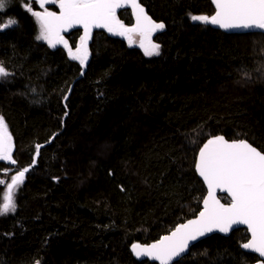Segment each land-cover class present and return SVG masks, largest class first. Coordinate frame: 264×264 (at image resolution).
<instances>
[{
	"label": "trees",
	"instance_id": "1",
	"mask_svg": "<svg viewBox=\"0 0 264 264\" xmlns=\"http://www.w3.org/2000/svg\"><path fill=\"white\" fill-rule=\"evenodd\" d=\"M25 2L6 0L0 11V23L18 22L0 29L9 73L0 77V117L16 161L0 160V204L12 176L29 169L15 211L0 215V264H156L134 259L130 246L201 210L202 144L223 135L264 153V34L193 21L213 15L210 0H140L165 25L153 35L159 55L97 30L80 77L67 49L37 39ZM118 19L133 24L128 10ZM80 37L67 35L72 51ZM248 239L245 229L213 235L173 264H254L241 249Z\"/></svg>",
	"mask_w": 264,
	"mask_h": 264
},
{
	"label": "snow or ice",
	"instance_id": "2",
	"mask_svg": "<svg viewBox=\"0 0 264 264\" xmlns=\"http://www.w3.org/2000/svg\"><path fill=\"white\" fill-rule=\"evenodd\" d=\"M38 3L43 12L33 9L32 4ZM58 4L59 14L49 11L46 4ZM215 14L193 15V21L218 25L229 29H261L264 30V0H212ZM130 4L136 16L134 28H126L117 19L116 11ZM6 7V0H0V11ZM26 11L34 16L40 25L37 39L45 40L49 47L63 43L73 59H79L83 65L87 59V40L93 27L106 28L117 35H128L138 32L141 37L140 47L145 55H159V45L148 39L152 33L164 29L163 23H155L147 16L137 0H26ZM15 19L9 18L0 23V29L16 25ZM82 25L84 36L76 53L68 47L67 41L61 36L62 31ZM147 40V46L145 45ZM9 73L0 65V77ZM41 146H37L39 150ZM0 160L16 161L12 157L11 136L3 118L0 117ZM35 163V160L33 161ZM28 168L18 171L7 183V190L0 204V215L14 212L16 203L14 193L23 183ZM196 170L208 188V195L203 200V209L194 220L179 225L170 235L163 236L156 243L147 247L133 245L137 256L146 255L170 264L176 257L185 253L190 242L196 241L214 229L227 233L233 225H246L251 239L242 245L264 257V153L258 151L246 140L229 142L223 136H214L200 148L196 161ZM5 181L0 180V184ZM227 192L231 197L230 204H222L216 192Z\"/></svg>",
	"mask_w": 264,
	"mask_h": 264
},
{
	"label": "water",
	"instance_id": "3",
	"mask_svg": "<svg viewBox=\"0 0 264 264\" xmlns=\"http://www.w3.org/2000/svg\"><path fill=\"white\" fill-rule=\"evenodd\" d=\"M210 2H211L212 6H213V9H214V13H213V15H214V14H215V11H216V9H215V5L212 3V0H210ZM137 3H138V4L144 9L145 14H146L147 16H149L148 13H147V11H146V9H145V8L142 6V4L140 3V0H137ZM37 4H38V3H37ZM52 5H56V4L49 3V4H46L45 7L47 8V7H50V6H52ZM38 6H39V4H38ZM39 7H40V6H39ZM57 7H58V4H57ZM40 8H41V7H40ZM123 10H128V11L130 12L131 17H132V20H133V24H132V25H125L124 23H122V21H120V22H121L126 28H134V26L136 25V16H135V14H134V12H133V9H132V7H131L130 4H125L124 7L117 9V11H116L117 19H118V13H119L120 11H123ZM58 11H59V7H58ZM57 14H59V13H57ZM149 17H150V16H149ZM150 18H151V17H150ZM151 19H152V18H151ZM118 20H119V19H118ZM152 21H154V20L152 19ZM154 22H155V21H154ZM155 23H156V22H155ZM207 24H208L211 28L216 29V30H220V31H222V32H224V33H226V34H246V33H262V34H264V30L256 29V28H253V29H247V30H245V29H229V30H225V29L220 28L218 25H213V24H210V23H207ZM74 30H80V31H81V37H83L84 34H85V33H84V28H83L82 25H74L73 27L67 29L66 31H62V32H61V36H62L63 39L65 40V36L68 35L70 32H72V31H74ZM97 30H103V31H105L107 34H109L110 36H117V37H119V38H123V39H126V38L128 37V35L122 36V35L114 34L113 32H109L106 28H97V27H93V28L91 29L90 35H89L88 40H87V59L84 61L83 65H82L81 62H80V64H81L80 77L83 76V74H84V72H85V70H86V67H87V65H88V63H89V57H90V54H89V46H90L91 41H92V39H93L94 33H95V31H97ZM157 31H160V30H157ZM157 31H156V32H157ZM156 32H154L153 34H155ZM133 33H138V32H133ZM133 33H131L130 35H132ZM81 37H80V40H79V43H78L77 48L81 46ZM59 47H63V48H65V47H64V44H63V45L59 44ZM77 48H76V49H77ZM65 49H66V48H65ZM75 53H76V50H75ZM78 60H79V59H78ZM79 61H80V60H79ZM217 136H223V135H217ZM213 137H214V136H213ZM223 137H224V136H223ZM210 138H212V137H210ZM210 138H208V139H210ZM224 138H225V137H224ZM208 139H207V140H208ZM207 140L202 144V146H201L200 148L203 147V145L207 142ZM225 140H227V139L225 138ZM227 141L232 142V141H238V140H227ZM247 142H248V141H247ZM248 143H249V142H248ZM251 145H252V144H251ZM252 146H253V145H252ZM253 147H254V146H253ZM255 148H256V147H255ZM256 149H257V148H256ZM257 150L260 151L259 149H257ZM199 151H200V149L198 150L197 155H196L195 165H194V172H195L197 178L202 182V184H203V186H204V188H205V191H206L205 196H204V198H205V197L208 195V188H207V185L204 183L203 178L199 175V173H198L197 170H196V161H197L198 156H199ZM262 153H263V152H262ZM216 195H217V198H219V199H220V196H225V197L229 200L228 203H224V202H222V200L220 199V202H221L222 204L227 205V204H230V203H231V197L228 195L227 192H222V191H220V190H217ZM204 198H203V200H204ZM203 200H202V202H201V210L203 209ZM201 210H200V211H201ZM200 211H199V212H200ZM199 212L196 214V216H194V217H192V218H190V219H188V220H186V221H184V222L178 224L173 230H171L168 234H166V235H164V236L170 235V234H171V233H172V232H173V231H174L179 225H181V224H185V223H187L189 220H194V219H196V218L198 217V215H199ZM237 229H245V230L247 231V233H248V236H249L248 241L251 239V233L248 231L246 225H240V224H238V225H233V227H232L227 233H223V232H220V231L214 229L212 232H210V233H206L204 236L199 237L196 241L190 242V245H189L188 250H187L185 253H182L180 257H176V258H174V260H173L172 262H170V264H173V263L177 262L179 259H181L182 257L186 256V255L188 254L189 250L191 249V247L194 246L195 244H197L198 242H200V241H202V240H204V239H206V238H209V237H211V236H213V235H219V236H222V237H228L233 231H235V230H237ZM162 237H163V236H162ZM160 239H161V237H160L158 240L153 241V242H151V243H149V244H140V243H134V244H132V245L130 246V252H131L133 258L136 259V260H138V261H145V260H146V261H149V262H152V263L160 264V261H158V260L152 258L151 256H146V255L137 256L136 253L133 251V245H140V246L143 248V247H147V246H149V245H152V244L156 243V242L159 241ZM248 241H247V242H248ZM247 242H245V243H247ZM242 245H243V244H242ZM242 245H241V249H242L244 252H246V253H250V254H253V255H255V256L258 258V261L255 262L254 264H264V257L259 256L258 253L254 252V251H252V250L244 249V248L242 247Z\"/></svg>",
	"mask_w": 264,
	"mask_h": 264
},
{
	"label": "rangeland",
	"instance_id": "4",
	"mask_svg": "<svg viewBox=\"0 0 264 264\" xmlns=\"http://www.w3.org/2000/svg\"><path fill=\"white\" fill-rule=\"evenodd\" d=\"M56 5H57V4H56ZM40 10H41L42 12L44 11L43 8H41ZM35 19H36V18H35ZM36 22H37V27H38L37 36H39V34H40V25H39L37 19H36ZM197 22H200V21H197ZM201 23H203V22H201ZM153 35H154V34L152 33V35L148 38V39L151 40L152 43H154V41H153ZM130 37H131V43L129 42V37L125 39V40L127 41V43H129V44L132 45V46H135V47L140 48V49L143 51V53L145 54L144 49L140 47V43H141V40H142L141 35H140L139 33H133L132 35H130ZM38 40H40L41 42H44V43L48 44L45 40H42V39H38ZM154 44H156V43H154ZM145 45L147 46V40H145ZM66 49H67V51H68V48H66ZM72 52L75 53V51H72ZM68 53H69V51H68ZM69 56H70V54H69ZM146 56H148V55H146ZM152 56H153V55H152ZM70 57H72V56H70ZM148 57H151V56H148ZM4 124H5V123H4ZM5 125H6V124H5ZM6 127H7V126H6ZM7 131H8V128H7ZM8 134L10 135L9 131H8ZM11 143H12V139H11Z\"/></svg>",
	"mask_w": 264,
	"mask_h": 264
},
{
	"label": "flooded vegetation",
	"instance_id": "5",
	"mask_svg": "<svg viewBox=\"0 0 264 264\" xmlns=\"http://www.w3.org/2000/svg\"><path fill=\"white\" fill-rule=\"evenodd\" d=\"M47 9L49 10V11H52V12H56V13H59V11L58 10H52V9H50L49 7H47ZM40 12H42L41 10H40ZM67 35L65 36V40L64 41H66L67 40ZM129 37V36H128ZM127 37V38H128ZM59 44H61V45H63V43H59ZM59 44H57L55 47H59Z\"/></svg>",
	"mask_w": 264,
	"mask_h": 264
},
{
	"label": "bare ground",
	"instance_id": "6",
	"mask_svg": "<svg viewBox=\"0 0 264 264\" xmlns=\"http://www.w3.org/2000/svg\"><path fill=\"white\" fill-rule=\"evenodd\" d=\"M144 7V6H143ZM145 8V7H144Z\"/></svg>",
	"mask_w": 264,
	"mask_h": 264
}]
</instances>
